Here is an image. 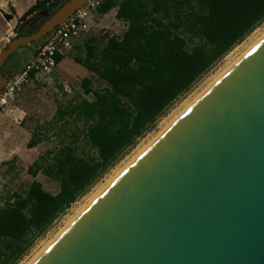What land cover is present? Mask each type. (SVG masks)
I'll use <instances>...</instances> for the list:
<instances>
[{
    "label": "water",
    "instance_id": "1",
    "mask_svg": "<svg viewBox=\"0 0 264 264\" xmlns=\"http://www.w3.org/2000/svg\"><path fill=\"white\" fill-rule=\"evenodd\" d=\"M85 1L7 38L0 66ZM11 73L0 69V91ZM27 264H264V32Z\"/></svg>",
    "mask_w": 264,
    "mask_h": 264
},
{
    "label": "trees",
    "instance_id": "2",
    "mask_svg": "<svg viewBox=\"0 0 264 264\" xmlns=\"http://www.w3.org/2000/svg\"><path fill=\"white\" fill-rule=\"evenodd\" d=\"M61 1L34 0L16 18L15 34L31 31ZM113 7L125 22L119 34L90 33L72 45L73 59L103 85L92 87L88 76L81 77L89 97L58 102L53 113L55 119L73 115L82 121L74 140L81 136L86 148L62 143L27 166L32 175L40 171L54 179L57 188L50 192L32 178L23 192L13 191L0 205V264H12L173 99L264 19V0H100L96 11ZM54 55L57 62L63 56ZM7 57L2 71L14 73L26 62L16 57L11 65ZM38 139L32 132L26 145Z\"/></svg>",
    "mask_w": 264,
    "mask_h": 264
},
{
    "label": "rangeland",
    "instance_id": "3",
    "mask_svg": "<svg viewBox=\"0 0 264 264\" xmlns=\"http://www.w3.org/2000/svg\"><path fill=\"white\" fill-rule=\"evenodd\" d=\"M113 13L114 7L104 16L100 14L94 16L95 30L92 28L87 34H101L104 31L119 34L125 27V22L116 18ZM15 21V18L6 21L0 15V47L7 38L15 34L13 30ZM263 32L264 19L226 53L213 61L186 91L173 99L153 124L135 139L133 145L122 152L83 193L59 212L41 233L33 236L28 247L12 264H27L121 167ZM35 46L36 44L29 43L13 50L14 52L12 51L13 53L11 52L7 57L8 63L14 65L16 57H21L24 62L33 54L32 50ZM75 52L72 47L65 52L53 67L47 80L28 81L20 87L19 93L13 99L0 105V205L13 191L23 192L32 178L38 179L46 190L50 192L56 190L57 183L54 179L40 171L32 175L27 170V166L34 159L46 156V151L72 141L76 144L77 151L86 148L81 136L78 140H74V135L83 126L79 118L73 115L65 116L64 120L53 118L58 102L66 103L69 99L89 97V94L83 93L81 77L88 76L92 87L103 85V81L93 72L73 59ZM47 120L51 122L48 123ZM32 132H35L39 139L34 145L27 146L26 141Z\"/></svg>",
    "mask_w": 264,
    "mask_h": 264
},
{
    "label": "built area",
    "instance_id": "4",
    "mask_svg": "<svg viewBox=\"0 0 264 264\" xmlns=\"http://www.w3.org/2000/svg\"><path fill=\"white\" fill-rule=\"evenodd\" d=\"M100 0H86L81 6L56 24L44 35L43 40L36 44L33 54L26 60L22 68L11 73L0 91V105L13 99L20 87L31 80H47L57 61L55 53L64 54L72 45L96 27L94 16L98 13L96 6ZM114 14V13H113Z\"/></svg>",
    "mask_w": 264,
    "mask_h": 264
},
{
    "label": "crops",
    "instance_id": "5",
    "mask_svg": "<svg viewBox=\"0 0 264 264\" xmlns=\"http://www.w3.org/2000/svg\"><path fill=\"white\" fill-rule=\"evenodd\" d=\"M34 0H0V6L3 8H10L14 12L13 18L19 16V14Z\"/></svg>",
    "mask_w": 264,
    "mask_h": 264
}]
</instances>
